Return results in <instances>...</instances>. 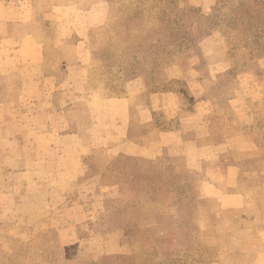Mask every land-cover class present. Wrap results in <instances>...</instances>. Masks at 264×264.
Listing matches in <instances>:
<instances>
[{
    "label": "crops",
    "instance_id": "1",
    "mask_svg": "<svg viewBox=\"0 0 264 264\" xmlns=\"http://www.w3.org/2000/svg\"><path fill=\"white\" fill-rule=\"evenodd\" d=\"M190 3L203 15L211 13L212 0ZM109 10V0L0 1V75L12 80L10 85H2L0 93L15 94L0 106L12 105L19 110L14 118L18 132L12 136L13 142L27 140L28 164L19 163L13 171L27 174L18 182V193L24 188L34 190L35 200L36 196L42 198L37 201L44 206L43 213L29 216L23 223L16 214L7 221L14 220V230L33 229L37 222H47L45 232L55 231L62 247L77 245V253L83 250L82 255L89 256L91 262L125 253L127 246L129 249L123 244L125 229L91 227V222H100L103 215L93 213L94 202L100 197H116H104L105 191L118 190L116 185L105 184L114 160L152 162L165 158L180 162L184 171L201 179L202 198L214 200L221 209L247 210L242 176L255 173L243 164L264 154L261 144L245 131L213 140L209 122L212 105L203 85L206 78L214 80L228 73L231 65L223 59L209 65L204 78L197 67L192 68L194 79L187 85L195 98L193 103L185 100L180 90H148L141 77L128 81L119 96L92 90L90 73L95 60L91 36L105 23ZM215 41L214 33L201 41L204 59L215 55L214 48L220 45ZM257 65L264 70V58ZM239 77L247 83L237 89L229 107L235 114V125L249 129L254 118L248 103L260 99L261 84L249 72ZM96 153H101L103 162L90 160ZM17 154L23 156V151L17 148ZM231 154L245 157L241 161L226 159ZM260 176L263 183L257 184L254 192L264 194V167ZM24 179L28 186L21 182ZM78 190L85 194H78ZM80 198L90 202L87 212L76 208ZM259 204L258 212L251 211L264 225V201ZM1 232L4 235L5 230ZM259 237L263 243L259 256L264 259V227Z\"/></svg>",
    "mask_w": 264,
    "mask_h": 264
},
{
    "label": "rangeland",
    "instance_id": "2",
    "mask_svg": "<svg viewBox=\"0 0 264 264\" xmlns=\"http://www.w3.org/2000/svg\"><path fill=\"white\" fill-rule=\"evenodd\" d=\"M111 5L109 18L91 36L95 60L92 90L112 97L119 95L125 81L135 75H145L154 84L165 79L166 70L179 67L188 72L196 64L204 78L209 65L226 57L235 71L214 80L206 78L203 85L212 105L209 122L213 140L245 131L255 137L262 146L260 152H264V70L257 65L264 58V0H212L207 18L189 9L186 0H111ZM213 33L215 43L220 45L214 48L215 55L200 60L199 41ZM242 72H249L261 84L260 99L248 103L254 118L249 129L235 125V114L229 107L237 89L247 83L239 77ZM184 76L194 79L191 72ZM11 83V78L0 75V88ZM178 88L184 99L193 103L189 87L181 82ZM13 95L0 93V105ZM18 114L12 105L0 106V264H264L259 256L263 249L259 234L264 225L251 211L258 212L259 203L264 201L262 192H254L256 185L263 183L260 171L264 154L243 164L244 169L255 174L242 176L241 190L248 194L249 210L237 212L222 211L215 201H200L195 188L197 178L176 172L182 168L180 162L165 158L154 162L116 159L112 163L114 173L105 184L116 185L118 190L105 191L104 197L114 194L119 200L111 203L114 198L108 196L94 202L93 213L103 215L100 222H91V227L96 229L98 224L110 231L114 227L141 225L142 229L134 234L135 252H128L127 246L125 253L91 262L87 260L89 256L82 255L83 250L78 254L75 247L62 248L55 231L45 232L47 222L34 226L31 222L33 229H11L14 220L7 218L14 214L23 223L25 218L44 211L37 201L42 198L36 196L35 200L34 190L24 188L18 193V182L27 174L13 170L19 163L28 164L27 140L15 144L12 138L18 132L14 123ZM17 148L23 156H17ZM243 157L231 154L226 159L241 161ZM90 160L98 164L103 157L96 153ZM21 182L28 186L27 179ZM79 193L84 195L85 191L78 190ZM80 199L76 208L87 212L90 202ZM129 243L131 238L125 234L123 244Z\"/></svg>",
    "mask_w": 264,
    "mask_h": 264
},
{
    "label": "trees",
    "instance_id": "3",
    "mask_svg": "<svg viewBox=\"0 0 264 264\" xmlns=\"http://www.w3.org/2000/svg\"><path fill=\"white\" fill-rule=\"evenodd\" d=\"M109 3H110V10H109V15H110V12H111V7H112V5H111V0H109ZM186 5H187V7L189 8V9H191L192 11H196L197 12V14L202 18H207V17H209L210 16V13L206 16V15H203L201 12H200V10H199V8H196V7H194L191 3H190V0H186ZM109 15H108V17L107 18H109ZM208 36V35H207ZM206 36V37H207ZM206 37H204V38H202L200 41H199V47H200V51H201V54L198 56V58L200 59V60H202V59H204V56H203V52H202V49H201V46H200V43H201V41L203 40V39H205ZM221 59H223V60H225V61H227L230 65H231V68H230V70L228 71V73H230V72H233V71H235V68L232 66V62L229 60V59H227L226 57H222ZM95 62V61H94ZM93 62V65H92V68H91V73H90V87H91V85H92V78H93V68H94V63ZM202 62V61H201ZM193 67H197L198 68V70L200 71V73H202V70H201V67H200V65L199 64H196V65H194V66H192L191 68H190V70L188 71V72H191V70H192V68ZM188 72H185L184 70H181L179 67H173V68H171V69H169V70H166V72H165V79H163L162 81H160V82H156V83H154V84H152V83H149L148 81H147V79H146V76L145 75H135L133 78H131V79H129V80H126L125 81V83H124V85L128 82V81H130V80H132V79H135V78H137V77H141V78H143L144 79V81H145V85H146V87H147V89L148 90H151V91H160V90H166V89H176V90H179V88H178V86H179V83H184V85H185V88L187 87L188 88V85H187V82H189L190 81V79H187V78H185V76L184 75H187V73ZM179 73L181 74V76H179ZM100 74H106V72H100ZM202 76V75H201ZM174 77V78H173ZM177 77V78H176ZM203 79V78H202ZM124 85L122 86V90H121V93L119 94V95H121L122 94V92H123V87H124ZM119 95H116V96H119ZM112 97H115V96H112ZM92 157V156H91ZM119 159V158H118ZM124 159H130V158H124ZM131 160H137V161H141V162H151V161H144V160H138V159H131ZM115 161V160H114ZM113 161V162H114ZM112 162V163H113ZM152 162H154V161H152ZM247 163L249 162V161H246ZM112 163L110 164V168H109V172L107 173V175L105 176V177H110V176H112L111 174L112 173H114V170H113V167H112ZM89 165H91L90 163H89ZM92 166V165H91ZM176 172H178V173H181V172H185V173H188V174H190V175H192V176H195L196 178H197V180H198V182H196L195 183V188L197 189V194H198V198H199V200L200 201H214V200H211V199H207V198H202L201 197V194H200V189H199V185H200V183H201V179L197 176V175H195V174H192V173H189V172H187V171H184L182 168H181V170H176ZM116 201H114L113 203H115ZM218 205V204H217ZM218 207H219V205H218ZM219 209L220 210H222V211H241V210H236V209H221L220 207H219ZM128 214H125V216H127ZM242 220L244 219V218H242V217H240ZM239 218V219H240ZM121 228H123V229H125L126 230V232H127V235L129 236V239L131 238V242L132 243H129V251H130V253L131 252H135V243H134V234H136L137 233V231H140V229H142V226L140 225L139 227L138 226H134V227H131V226H124V227H121ZM73 247H77V245L76 246H73ZM62 248H67V247H62Z\"/></svg>",
    "mask_w": 264,
    "mask_h": 264
}]
</instances>
